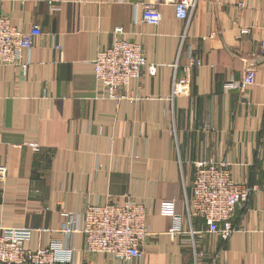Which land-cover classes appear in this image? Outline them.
I'll return each mask as SVG.
<instances>
[{
  "label": "crops",
  "instance_id": "1",
  "mask_svg": "<svg viewBox=\"0 0 264 264\" xmlns=\"http://www.w3.org/2000/svg\"><path fill=\"white\" fill-rule=\"evenodd\" d=\"M146 1L0 0L15 27L43 31L23 51L25 66H0V226L33 227L34 250L64 239L63 211L131 198L154 234L127 264H264V0H195L187 19L161 0L157 25L140 21ZM115 27L156 70L112 100L92 59ZM247 67L255 83L225 91ZM198 160L227 161L234 182L252 188L227 239L188 216ZM73 264L119 262L77 251Z\"/></svg>",
  "mask_w": 264,
  "mask_h": 264
},
{
  "label": "built area",
  "instance_id": "2",
  "mask_svg": "<svg viewBox=\"0 0 264 264\" xmlns=\"http://www.w3.org/2000/svg\"><path fill=\"white\" fill-rule=\"evenodd\" d=\"M45 1L52 8H57L63 0ZM161 4V0L143 2L140 21L157 25L162 18L159 9ZM194 5L195 0L172 2L175 16L181 19L190 16ZM242 32L248 30L243 28ZM42 34L39 24L27 31L18 29L0 9V66H25L22 62L23 51L30 50L33 39ZM113 34L109 46L98 50L92 63L94 77L104 97L117 100L125 97L121 91L130 80L139 78L143 69L150 74L154 73L156 65L145 59L141 44L129 42L122 37L124 30L121 27H115ZM261 52L264 55V39L261 41ZM244 72L239 79L224 83L223 89L243 91L253 85L256 79L254 69L247 67ZM176 91L175 87L174 92ZM31 146L35 152L40 151L37 144ZM194 169L188 216L201 218L206 224V231L218 233L222 239H227L235 229L231 222L233 213L245 206L252 188L235 183L230 163L224 160H198ZM4 177L5 167L0 165V180ZM145 216L144 204L131 198L125 199L121 205L111 202L88 203L80 212H62L66 222L60 229L63 240L34 250L27 246L33 227L0 226V264H73L77 251L108 254L119 264H127L140 258L143 245L154 234L146 223ZM173 217L170 231L177 233L180 231L181 217ZM78 235L83 244L74 246L71 239Z\"/></svg>",
  "mask_w": 264,
  "mask_h": 264
}]
</instances>
